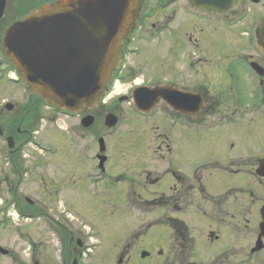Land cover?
<instances>
[{
    "label": "flooded vegetation",
    "instance_id": "obj_1",
    "mask_svg": "<svg viewBox=\"0 0 264 264\" xmlns=\"http://www.w3.org/2000/svg\"><path fill=\"white\" fill-rule=\"evenodd\" d=\"M58 1L60 0H4V8L0 16V32L7 28V26L5 29L3 27V15L8 8L15 11L14 16L16 14L24 16ZM205 1L209 5L219 3L221 8L217 10L197 6L190 0H139L138 16L133 29L123 41L119 62L109 83L106 97L119 88L124 89V92L119 93L115 98L105 97L95 108L85 110L83 114H67L50 107V112L54 116L52 119L56 115H62L67 119H75L76 124L66 128L73 147L69 145L65 157L54 158V161L49 162V174H41L38 180L35 179L38 190L45 192L41 193L43 197L45 196L44 202L41 201L44 204H41L40 200L32 201L24 197V200L34 207L33 214L26 215L20 209L18 212L26 220L36 222L41 219L43 222V230L37 231L36 235L32 236L33 241L26 242L21 239L33 246L30 264H89V262L93 264L95 259L102 263L103 249L102 247L99 249V242L87 243L92 237H98L97 232H93L92 235L87 232V236L80 230L73 231L67 227L69 222L65 215H54L50 212L53 211V205L58 204L61 198L66 199H63L62 205H64L67 197L71 203L80 202L85 193L90 194L92 198H98L101 192L105 193V190L110 194L114 193V201L117 199V193L128 192L130 198H127V203H130L131 210L135 209V201L142 205L175 209L172 213L174 216L165 214L164 219L175 220L177 225L168 228L181 247L185 246L187 240L186 246L191 245L189 239H192V236L188 234L186 223L179 214H183L188 208H192L197 213L204 207L201 203L208 202L220 208L219 214L220 212L223 214L222 221L238 216L245 230L252 222L254 223L256 233L252 237L251 245L247 249L243 247L246 251L243 256L244 264H250L256 255L264 256V176L257 174V170L264 172V45L261 38L264 12L262 9L254 8L261 6L264 0L255 3L252 0H233L227 7L224 6L223 0ZM130 57L136 58V62H131ZM6 67L5 65V72ZM15 84L19 85V82ZM20 87L23 90L22 86ZM137 90H144L150 95H159L147 113L141 114L135 107L132 95ZM242 94L253 97V105L235 98ZM215 96H218V99L228 96L230 98L228 101L231 103L216 102L213 98ZM32 98L36 99L35 103L23 106L16 112L20 116V124L26 121V117H31L37 107H40L38 103L41 100L35 96ZM123 103L130 105L133 112L137 111L144 121L151 124L150 128L154 133L151 143L155 144L152 152L138 154L140 157H136L133 153L128 154L127 158L125 155L121 156L128 146H124L121 152L114 140L112 143L109 142L108 137L114 128H107L104 120L99 131L106 130L93 138L90 146L93 150L88 151L85 142L87 129L82 125V118L92 113L95 122V118L100 117L104 109H110L109 113L117 117L118 123L122 115L119 110L120 104ZM13 108L14 105L11 110ZM252 112L254 119L245 122L250 121L251 126L254 125L257 131L256 152H253L251 158H244L240 152L232 157L223 156L224 161L211 158L196 165H187L188 167H184V163L178 164V159L183 154L184 140L189 145L188 151L194 152L200 147L207 149L208 146L221 149L222 145L229 141L230 136L220 139L216 145L213 140L210 142L204 137H195L200 125H208L206 133H209L224 124H241ZM35 115L31 121H26L30 123L29 128L26 129L20 128L19 123L15 128L7 122L0 124V137L6 147L3 159L6 160L5 164L9 166L10 172H17L18 184H23L28 178L33 180L30 168L26 167L28 160L25 159L22 150L28 143L37 142L33 141V134L37 131L35 128L40 118L39 114ZM49 119L52 120L50 117ZM15 122L16 120L13 121ZM184 126L192 129L190 135L182 132ZM242 128L246 133L248 126ZM13 130L15 134L11 133ZM240 130L241 128H238L235 133H239ZM8 137L13 141L11 149L7 148ZM100 138L103 139L102 145L99 143ZM202 142L206 145L202 146ZM136 145L140 146L141 142H136ZM121 159L128 163V173L119 171L116 167ZM246 160H253V166L250 167L251 164L249 165ZM244 164L248 167L243 166ZM56 165L64 166L62 177L56 173ZM244 168L255 178L257 192L247 188L231 191L235 189L231 188L217 193L220 194L217 198L209 194V191L215 193L214 185L210 181L213 176L220 173L245 174ZM121 178L128 181V184L124 185L127 191L118 184ZM64 192H67V196L61 195ZM251 192L257 193L260 197L257 199L256 213H253L256 221L249 218L252 211L246 196L252 197ZM238 194L241 198L240 213H230V200L232 197L238 198ZM89 201L94 202L93 199ZM65 206L67 207V203ZM47 207H51L49 213L43 210ZM49 231L59 243L58 260H55V253L52 251ZM206 235L208 239L204 241L206 249L202 256H209L204 261L196 260L201 255L194 253L197 239L195 241L193 236L191 260L186 256V251L189 255V250H185V253L179 250L180 264H187L184 263L187 259L188 264L230 263L224 254L226 249L224 251L211 249L212 244L223 242L224 237L210 230ZM134 237V235L129 237L128 247L135 251L134 254L138 253L141 260L157 256L162 260L160 264H170L169 259L173 251L168 250V254L164 255L161 249L157 252L135 249L132 242ZM258 242L261 243V248L255 250ZM20 250V258H24V252ZM27 250L29 253V247ZM46 250L53 254L47 253L45 257ZM142 253H146V256L144 257ZM89 257L92 258L91 261ZM128 262L126 259L123 260V257H119L116 264H128ZM257 262L264 264V257L263 259L258 257Z\"/></svg>",
    "mask_w": 264,
    "mask_h": 264
},
{
    "label": "rangeland",
    "instance_id": "obj_2",
    "mask_svg": "<svg viewBox=\"0 0 264 264\" xmlns=\"http://www.w3.org/2000/svg\"><path fill=\"white\" fill-rule=\"evenodd\" d=\"M254 8L262 9L264 12V3L261 6ZM14 12L15 11H11L9 8L5 11L3 15L4 29L15 20L16 16H19L17 14L14 16ZM2 36L3 31L0 32V38ZM3 54L4 53L2 52L0 45V58L3 60V65L0 64V124L7 122L10 125L12 124L13 128H15L21 121L20 116L16 112L21 110L23 106H29L32 102L35 103L36 99L32 98V96L29 97L30 94L24 92L19 85L9 82V77L18 76H16L14 71L11 69L5 72L7 60ZM129 60L131 62H136L137 59L130 57ZM123 92L124 89L121 88L113 90L110 92L108 97H106V99L115 98L119 95V93L121 94ZM213 98L216 102L221 104H223L224 101L231 103L228 101L230 99L228 96H223L219 99L218 96ZM235 98H238L240 101L249 105H253V97L249 95L242 94L236 96ZM6 103L14 105L13 110L8 111ZM38 104L40 107L36 108L31 117H26V121H31L35 114H39L40 121L37 122L35 128L37 131L33 134V141H37L40 146L45 148L40 147L39 149V147L32 142L28 143L27 146H24L22 150V153L26 157L25 159L28 160L26 167L30 168V174L32 175L31 179L33 180L28 178L23 184L17 183V172H10V169H8L9 166L5 164L6 160L3 159L6 147L3 143V139L0 137V246L8 250L7 255L0 254V264H30L29 260L31 259L33 246L31 245L28 253V243L26 244L21 239L23 238L26 242L30 240L33 241L32 236H35L37 231L43 230V222H41V219L36 222L23 219L18 214L19 209L26 215L33 214L34 207L25 201L24 197H28L32 201L40 200V203L44 204L43 202L45 196L43 197L41 194L44 191L41 192V190H38V184L35 179L38 180L39 175L41 174H49L51 161L54 158L57 159L65 157V153L69 150V145L70 147H73L70 144L71 142L68 138L69 134L66 132V128L76 124V120L67 119L62 115H56V117L52 119L54 116L50 112V107H47L42 102H39ZM130 108V105L127 103H123L122 105L120 104L119 110L122 115L119 117L118 123L114 127L111 135L108 137L109 142L111 141L112 143V140L116 142V145H118L117 147L120 148L121 152L123 151L122 148L124 146L129 147H126L127 150L123 151L121 155H125V158H127L128 154L131 153H133V155L135 154L136 157H140L138 154L141 153H151L155 146L154 143H151V138L154 135L152 132L153 130L150 128L151 124L144 121V119L138 115L137 112H133ZM109 112L110 109H104V112L99 115L100 117L95 118V122L94 117L91 115L92 113L88 114L93 117L91 125L85 127L87 129L85 142L87 143L88 151L93 150L92 147L90 148L93 138L97 135H101L102 132L104 133V130H106L103 129L102 132L99 131L102 127V120L105 119V116ZM49 117L54 120V122L50 120ZM10 118L13 120L11 121ZM245 119L246 120H244L241 124H224L209 133H206L208 131V125H200L199 132L195 137H204L206 141L210 142L213 140V142H216V145L220 139H225V137L228 136H230L228 139L229 141L222 145V147L220 146L221 149H216L214 146H208L207 149H202V147H200L196 152H194L188 151L189 145L184 140L182 145L183 154L181 158L178 159V164L184 163V167L187 165L192 166L193 164L196 165L198 162L211 158H218L220 161H224L223 156L232 157L240 152L244 158H251L253 152H256L257 131L254 125L251 126L250 121L247 123L245 122L247 120L254 119V112L249 114ZM15 120L16 122L13 123ZM26 121L24 120L23 123H19L20 128H29L30 123H26ZM216 124L217 122L214 123V125ZM245 125L248 126L246 133H244L242 128ZM185 126L182 128V132H186L190 135L192 129ZM238 128H241V130L239 133H235ZM11 133L15 134L14 130ZM11 133H8V135ZM4 135H6V133ZM136 142H141V145L137 146ZM204 144L205 143L202 142L201 145L203 146ZM53 152L54 154H52ZM246 161H248L247 163L249 165L251 164L250 167L253 166V160ZM119 163L120 164L116 166L119 168V171L128 170L129 165L125 160L121 159ZM243 166L248 167L247 164H244ZM62 169H64V166L56 165L55 170H57L56 173L59 174V177L63 176V174H61L63 172ZM243 170L245 171V174L230 175L229 173H220L213 176L210 181L212 185H214L213 192L215 193H211L209 191V194L213 195V198H217L220 196V194L217 193H221L220 191L231 188H235L231 189V191H239L238 188H247L257 192L258 187L256 185L255 178L248 174L249 170L245 168ZM118 184L124 189V191H127L124 185L128 184V181L121 178ZM254 192H251L252 197L246 196L250 210L252 211L251 216L249 217L252 221H256V216L253 215V213H256L255 207L257 206V199L260 198L257 193ZM112 193L110 194L105 190V193L102 194L101 192L98 198H92L90 194L85 193L87 196L83 194L82 201H74L72 203L67 197V201H65V203H67V207L65 206V203L62 205L64 202L63 199L65 198H61V201L58 202V204L53 205V211L50 212V214L54 215H65L67 221L69 222L67 227H70L73 231L80 230L87 236V232H90L91 235L93 232H97L99 238L97 236H91L92 239L87 240V243L90 244L99 242V249H101V247L103 249L101 255L102 263L97 262L95 259L93 264H116L119 257H123V260H128V264H160L162 260L157 256L148 260H141L138 253V255L134 254L135 251H132V249L128 247V244L130 243L129 237L132 235L135 236V239L132 241L135 249H146L149 252H157L161 249L164 251V255L168 250L173 251L174 253L169 259L170 264H180V258H178V253L180 252L179 250H182V253H185V250H189V255H187L188 251H186V256L189 260H191L193 240L195 239L196 241L197 239L194 247V253L201 256L197 257L196 260L204 261L206 257L209 256H202L204 249H206L204 241H207L208 239V236L206 235L208 230L218 232L219 235L224 237L223 242L211 245L212 250L224 251L226 249L224 254L227 257V261L230 262L229 264H244L243 259L245 257L243 256L246 254V251L243 250V247L247 249V247L251 245L252 237L254 233H256V227H254L253 222L245 230L243 229L238 216H235L234 219L227 218L226 221H222L223 214L222 212L219 214V207H214L208 202H202L201 204H204V207H202L199 212L196 213L192 210V208H188L183 211V214H179L181 219L186 223L185 225L188 234H191L192 236V239H189L191 241V245L186 246L188 243L187 240V242H185V246L181 247L179 246L178 241H175L172 232L169 230V228L173 225H177L174 222L175 220L172 221L169 219L168 221L164 219L165 214L166 216L169 214L174 216L172 213L175 209L165 206L155 207L153 205H142L141 203L139 204L135 201V209L131 210L130 203H127V198H130L128 197V192L121 191V194L117 193L116 201H114L115 195ZM123 194L125 196H123ZM61 195L67 196V192H64L63 194L61 193ZM68 196L70 197V195ZM237 197L238 198L232 197L230 200V213H240L239 205L241 198L239 197V194ZM89 199H93L94 202H90ZM50 209L51 207H47L43 210L45 213H49ZM47 230L48 229H45V231ZM27 234H29V236H27ZM48 236L51 240L52 251L55 253V260H58L57 250L60 248L59 243L57 242L54 234L51 232ZM193 236L195 237L194 239ZM20 249L24 252V258H20L19 256L21 251ZM43 250L44 249H42V252ZM48 251L49 250H46L44 254L45 257L47 253L53 254V252ZM258 257L263 259L264 256L256 255L253 257L250 264H259L257 262ZM91 259L92 258H90L89 261H91ZM188 259L184 260V263L188 264Z\"/></svg>",
    "mask_w": 264,
    "mask_h": 264
},
{
    "label": "water",
    "instance_id": "obj_3",
    "mask_svg": "<svg viewBox=\"0 0 264 264\" xmlns=\"http://www.w3.org/2000/svg\"><path fill=\"white\" fill-rule=\"evenodd\" d=\"M190 1L205 8H221L219 3ZM223 1L227 7L233 0ZM138 4L139 0H63L43 6L14 21L4 31L3 53L32 94L58 110L84 113L96 107L105 95L123 41L138 16ZM3 8L4 0H0V16ZM261 38L264 45V23ZM158 97L144 90L132 95L141 111L149 110ZM6 108L12 106L8 104ZM92 121L93 117L87 115L82 124L87 127ZM115 124V116L105 117L107 127ZM7 143L13 146L11 137ZM257 174L264 176L261 170ZM260 248L258 242L255 250ZM0 252L7 251L0 248Z\"/></svg>",
    "mask_w": 264,
    "mask_h": 264
}]
</instances>
